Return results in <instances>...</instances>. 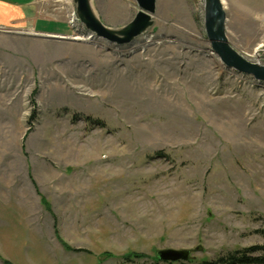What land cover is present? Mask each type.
Returning <instances> with one entry per match:
<instances>
[{"label": "rangeland", "instance_id": "1", "mask_svg": "<svg viewBox=\"0 0 264 264\" xmlns=\"http://www.w3.org/2000/svg\"><path fill=\"white\" fill-rule=\"evenodd\" d=\"M89 3L114 31L138 12ZM36 8L54 32L0 29V264H199L264 246V82L211 50L205 1L156 0L124 45L87 33L75 0ZM223 8L229 46L264 67V0Z\"/></svg>", "mask_w": 264, "mask_h": 264}, {"label": "water", "instance_id": "2", "mask_svg": "<svg viewBox=\"0 0 264 264\" xmlns=\"http://www.w3.org/2000/svg\"><path fill=\"white\" fill-rule=\"evenodd\" d=\"M138 12L134 19L125 28L114 31L104 26L93 14L89 0H75L77 17L87 33L96 36L110 44H129L134 38L143 34L152 25L151 18L155 13L156 0H134ZM204 29L211 50L227 68L253 77L257 81L264 82V67L245 60L227 41L224 30L226 15L222 0H204ZM88 34V35H89ZM55 39H66L52 35H34ZM189 250L163 249L155 253L160 262H187L190 259Z\"/></svg>", "mask_w": 264, "mask_h": 264}, {"label": "crops", "instance_id": "3", "mask_svg": "<svg viewBox=\"0 0 264 264\" xmlns=\"http://www.w3.org/2000/svg\"><path fill=\"white\" fill-rule=\"evenodd\" d=\"M38 0H0V29L16 28L20 30L33 28L39 33H52L55 29L45 31L37 30L38 24L40 29H45L41 19H37L36 3ZM51 27L48 24V27Z\"/></svg>", "mask_w": 264, "mask_h": 264}, {"label": "trees", "instance_id": "4", "mask_svg": "<svg viewBox=\"0 0 264 264\" xmlns=\"http://www.w3.org/2000/svg\"><path fill=\"white\" fill-rule=\"evenodd\" d=\"M100 124V123H99ZM77 252H84L83 250H74ZM142 256L136 254H125L122 260L132 262L133 258H141ZM158 264L157 262H154ZM199 264H264V246H251L249 248L236 250L227 253L214 261H203Z\"/></svg>", "mask_w": 264, "mask_h": 264}, {"label": "bare ground", "instance_id": "5", "mask_svg": "<svg viewBox=\"0 0 264 264\" xmlns=\"http://www.w3.org/2000/svg\"><path fill=\"white\" fill-rule=\"evenodd\" d=\"M223 1V0H222ZM100 39V38H99ZM102 40V39H101ZM104 41V40H103Z\"/></svg>", "mask_w": 264, "mask_h": 264}]
</instances>
